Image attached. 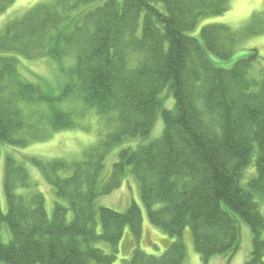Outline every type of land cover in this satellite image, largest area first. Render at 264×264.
Returning a JSON list of instances; mask_svg holds the SVG:
<instances>
[{"label": "trees", "instance_id": "obj_1", "mask_svg": "<svg viewBox=\"0 0 264 264\" xmlns=\"http://www.w3.org/2000/svg\"><path fill=\"white\" fill-rule=\"evenodd\" d=\"M231 1L49 0L0 30V149L74 129V113L62 103L79 104L81 118L109 116L113 124L83 161L29 158L55 190L52 218L44 195L31 191L37 184L26 166L7 154L0 263L115 264L127 229L140 243L143 210L135 201L124 212L97 202L132 175L149 221L175 241L159 256L136 248L127 264H185L187 229L202 264L233 255L241 246L234 214L252 234L246 264H264V58L250 49L229 65L256 33L217 23L190 35ZM13 3L0 0V16ZM43 58L73 61L58 96L20 72L22 59ZM158 117L162 136L121 149L106 176L109 152L128 139H147ZM251 167L255 174L245 182Z\"/></svg>", "mask_w": 264, "mask_h": 264}, {"label": "rangeland", "instance_id": "obj_2", "mask_svg": "<svg viewBox=\"0 0 264 264\" xmlns=\"http://www.w3.org/2000/svg\"><path fill=\"white\" fill-rule=\"evenodd\" d=\"M48 1L49 0H14L10 8L0 16V30L4 29L6 24L23 16L33 7ZM98 1L102 3L106 0ZM95 6L96 4H92L89 5L88 8H93ZM217 23L227 25L235 33L239 32L241 29H246V33H256V35L244 40L240 49L241 51L237 53L236 57L231 60L229 65H231L236 58H240L242 55L246 54L250 49L259 50L260 56L264 58V32H262L264 31V0H232L226 13L221 16L202 20L195 31L190 33V35L199 34L201 28L207 24ZM262 61L264 63V59H262ZM72 62V59H65L61 63L50 58L31 61L22 59L20 63V72L26 80L40 85L48 94L58 96L66 85V81L68 80L67 70L72 65ZM173 105V98H168L166 108L172 109ZM59 107L74 113L73 121L77 125L74 129L56 132L45 142H34L25 148L2 145L0 149V203L4 213H7L8 210L7 199L4 192L5 161L8 156L7 154H11L10 156L26 166L31 182L37 184L31 191L41 192L44 195L48 215L52 218L55 203L58 201L55 190L46 181L42 171L29 162V158H40L44 161L65 160L68 162H80L85 159L84 155L88 149L99 144L102 139L113 131V124L109 121V116L103 118V121H100V123L90 113L87 114L86 118H81L80 114L82 110L79 104L74 103L72 105L62 103ZM26 108L29 107L27 106ZM42 108L44 109L46 107L43 106ZM29 110L36 111L40 109H38L37 106H32ZM89 123H92V126L88 125ZM163 128V119L158 117L154 129L147 139L141 137L128 139L123 144L112 149L106 158V176H109L121 149H135L143 143H149L159 139L163 134ZM24 158L28 160V163L23 160ZM253 174H255V167H251L247 171L245 182H247ZM18 193L24 194L26 190L20 189ZM133 201L141 206L143 210L144 223L142 237L139 240L140 243H138L131 231L127 229L119 246L115 264H127L126 261L131 258L136 248H140L148 254L162 255L170 244L175 241V239L169 237L162 229L155 227L149 221L141 200L138 181L132 175L124 179L123 186L120 189L111 195L100 198L97 205L124 212L127 206ZM234 217L240 229V249L233 255L226 254L215 256L210 261V264H246L249 259L252 250V234L250 228L238 215L234 214ZM2 238L4 242H8L10 239V232L6 225H3ZM184 240L187 248L185 264H202L201 257L195 250L190 229L186 230ZM97 247L102 248L106 253H112V248L107 243L100 242L97 244Z\"/></svg>", "mask_w": 264, "mask_h": 264}]
</instances>
